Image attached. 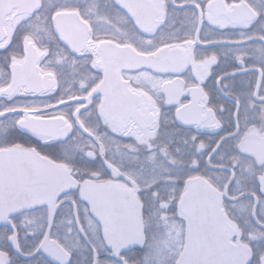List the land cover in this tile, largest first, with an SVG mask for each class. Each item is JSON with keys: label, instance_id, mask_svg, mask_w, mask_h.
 Instances as JSON below:
<instances>
[{"label": "snow or ice", "instance_id": "obj_1", "mask_svg": "<svg viewBox=\"0 0 264 264\" xmlns=\"http://www.w3.org/2000/svg\"><path fill=\"white\" fill-rule=\"evenodd\" d=\"M0 264H264V0H0Z\"/></svg>", "mask_w": 264, "mask_h": 264}]
</instances>
